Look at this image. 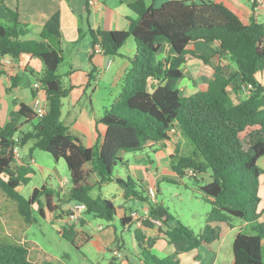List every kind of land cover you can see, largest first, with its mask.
<instances>
[{"label":"trees","instance_id":"16d2710c","mask_svg":"<svg viewBox=\"0 0 264 264\" xmlns=\"http://www.w3.org/2000/svg\"><path fill=\"white\" fill-rule=\"evenodd\" d=\"M130 8L136 17L130 19L128 30L112 31L110 53H119L130 37L136 44L135 51L127 55L130 67L124 75L120 97L96 118L97 124L106 127V133L93 146L79 143L61 120L63 98L71 86L65 85L58 72L64 61L60 13L48 18L39 38L31 40L23 38L27 25L16 13L10 25L0 19V54L13 59L35 56L45 64L39 78L45 86L48 106L46 114L38 118L31 106L20 103L5 123L0 108L1 190L17 203L19 213L29 223L35 219V209L44 217L50 213L61 218L68 212L57 204L56 190L46 183L35 187L29 196L20 190L31 180L33 170L29 163L17 158L15 147L34 140L33 148L50 152L57 161L65 160L72 182L67 200L84 203L86 213L94 218L113 221L117 206L103 195L104 184L117 183L125 199L148 202L150 197L149 188L142 182L115 174L119 164L125 166L121 151L153 147L170 139V128L175 126L195 150L174 156L172 169L180 177L193 169L196 179L209 173L210 181L202 184L201 190L211 210L204 228L195 232L162 203L151 204L152 217L160 221L161 231L175 250L167 256L154 253L145 233L137 229L134 238L139 258L144 264H181L183 253L221 237L217 223L233 227L237 218L246 222L251 232L236 235L233 264H264V222L259 221L262 171L256 155L264 149V85L256 77L264 70V23L256 16H247L228 0H167L159 6L137 0ZM93 36L95 46L98 41L94 33ZM198 42L216 44V54L226 58L232 70L214 65L208 87L185 96L179 82L185 77L183 66L188 59L197 57L210 62L207 54L190 48ZM165 43L173 54L159 59ZM101 45L107 49L105 43ZM244 83L254 87L249 95L235 101L233 91H241ZM24 125H30L29 129L21 130ZM248 132L250 143L246 146L243 134ZM15 163L18 166L12 172ZM131 220L128 214L120 218L124 227ZM59 233L77 246L83 241L77 223L61 225ZM119 241L116 236L121 247ZM0 264L33 263L26 245L0 241Z\"/></svg>","mask_w":264,"mask_h":264},{"label":"crops","instance_id":"0c3cea01","mask_svg":"<svg viewBox=\"0 0 264 264\" xmlns=\"http://www.w3.org/2000/svg\"><path fill=\"white\" fill-rule=\"evenodd\" d=\"M135 1L137 0H0V19L5 24L10 25L14 22V14L16 13L18 19L27 25V32L23 38L28 40L38 39L47 19L57 12L60 13L62 30L60 47L64 55V61L61 66L63 64L66 66L60 74L62 75L65 85L71 86L70 93L63 98L61 120L68 127L70 134L73 135L79 143L86 146L95 145L97 140H102L106 133V127L96 123V118L99 116L95 108V97L99 83L106 80L110 87L117 86L121 81H124V75L130 67L127 55L129 53L132 54L135 51V47L129 53L124 51L117 53L116 55L121 56V59L115 61V55L110 53L112 51L111 33L115 30L129 29L130 19L136 17L135 12L130 8V4ZM145 1L149 5L153 4L159 6L167 0ZM157 1L160 2V4H157ZM228 1L247 16H256L264 23V19H261L264 17V8L254 9L250 0ZM91 31H93L98 41L97 44L101 45V43H105L107 45L106 50L102 48V45L101 51H96L94 49L92 45L94 36ZM192 45H194V50L196 51L197 49H195V46L199 45L210 48L211 51L214 50L212 48L216 47V44L208 45L202 42ZM172 54L173 51L171 47L165 43L158 57L161 59L160 56L162 55L164 58ZM208 54L210 55V53H207V55ZM114 64H116V67L113 70ZM185 65L183 66L184 73ZM44 72L45 64L43 61L38 57L30 55H23L19 59H14L13 65L9 68H0V108L3 123L10 119V113L12 111L18 110L20 103H25L32 107L33 99L37 94L32 88L33 84L40 80L39 77ZM29 74L36 77V80H31ZM260 74L263 75L264 70L259 72L256 76L257 79L262 82V78L259 77ZM184 79L185 77L180 80L181 84H179V87L184 84ZM39 93L46 99L45 91H40ZM241 95L244 94L242 91H239L237 97H241ZM234 96L236 97V94H233V98ZM29 127L30 125H24L21 130H28ZM18 135L19 134H17L16 137ZM30 143L34 145V140H29L24 145L17 144L16 148L19 151V155L25 158V163L34 164L36 159L33 154L31 155V153H29L30 149L27 150V146ZM32 145L28 147L30 148ZM184 145L186 149L182 148ZM147 149L154 150L159 160V162H155L148 157L147 160L150 161V164L145 167L147 170L149 169L148 171L152 174V178L156 185L147 184L146 188H154L156 190V201H152L150 197L148 202L140 201L138 204L140 211H138L137 217L142 221V225H138L137 221L132 218L131 222L125 226V229L135 226V229L142 230L145 233L150 249L160 256H167L172 254L175 248L165 238V235L161 231L162 226L154 222L155 218L147 215L146 211L151 207V204L162 203L158 199L161 180H183V177H180L173 171L172 160L177 153L182 155L191 152L192 147L182 133L177 131L170 139L161 140L157 145ZM126 154L125 151H121L120 153L124 159L127 173H131V163L126 159ZM26 157H30L31 160H27ZM163 164L168 165L167 171L163 168ZM142 167L143 166L136 167L137 171L133 173L137 176L138 181L144 184L142 176L138 173V171L141 172ZM132 168L134 167L132 166ZM60 184H62L60 190L63 191L66 187H63V182ZM67 207L64 206L65 209H67ZM93 218L94 217L87 214L82 226H78L83 240L86 239L88 241L92 237L90 230L92 228ZM259 220L264 222V211L261 213ZM78 224L79 223H77V225ZM216 225L220 227L221 237L211 244L183 253L181 255V264L234 263L233 241L240 231H244V229L248 227V224L239 220L234 222L233 227L225 223H217ZM232 232L234 235L231 242L226 243L225 241ZM83 233L87 238L83 237ZM93 233L94 235L99 233L102 241L110 242L111 244L116 242L117 228L114 225H108ZM229 244L231 245V250H229ZM225 245L227 246V250L224 249ZM134 249V254L137 255L139 249L137 248L136 240ZM203 254H205V256H203ZM185 256H187L186 259H183ZM189 256H191V259H189ZM125 258H128V256L122 254V257L119 259V264H124ZM137 262L138 264H144L139 257H137ZM127 264H130V262Z\"/></svg>","mask_w":264,"mask_h":264},{"label":"rangeland","instance_id":"374dc122","mask_svg":"<svg viewBox=\"0 0 264 264\" xmlns=\"http://www.w3.org/2000/svg\"><path fill=\"white\" fill-rule=\"evenodd\" d=\"M157 4H160V2L157 1ZM261 19H264V17ZM134 47H136V44L134 39L130 37L121 51L129 53ZM190 47L194 49V45H191ZM215 48L216 47L212 48L214 50L211 51L210 48L207 47L200 45L195 46V49H197L199 53H210V55L208 54L210 62L206 63L197 57L189 58L188 63L184 67L186 73L184 84L179 87L182 95H190L196 91L207 88L209 80L213 77V65L222 64L224 67L232 70L229 61L226 58L217 55ZM133 53H129V55H133ZM160 57L161 59H165L168 56L163 58L162 55ZM114 58L115 61H117L118 59H121V56L115 55ZM65 67L66 66L63 64L58 72H63ZM115 67L116 64H114L113 70ZM29 76L31 80H36V77L32 76V74H29ZM259 77L262 78V82L264 83V74H260ZM237 83L238 79L232 83L231 89L237 85ZM124 84V81H121L117 86L110 87L106 80L99 83L95 97V108L98 112V116L104 114L105 106L109 109L112 108L114 101L120 97ZM179 84H181V81ZM233 94H236V97L234 96L236 101H239L246 96L244 94L241 95V97H237V92L235 91H233ZM250 133L251 132L243 134V141L246 146H249L250 143ZM19 135L16 137V141L19 140ZM187 141L192 149L195 150L193 144L189 140ZM30 145L32 144H28V146ZM28 146V149H26H30L29 153H31V155L33 154L36 162L30 164L33 174H31V180L29 183L20 187L22 194L29 196L35 187H41L46 183L48 187L56 190L57 204L61 205L64 210H68V212L64 213L61 218H56L55 215L50 213H47V217H44L37 209H35L33 212L35 219L30 223L26 222L18 211L17 203L8 198L0 188V241L26 245L29 250V258L33 264H119L120 258L115 256V250H119L124 256H128V258H125L124 264H127L128 262H130V264H138L137 257H140V254H134L135 238L133 236L137 229H135V226L125 229L120 218L124 214H131L135 211L138 213V211H140L138 206L140 201L135 199H125L123 189L115 182L105 184L103 187V193L117 206L116 217L113 221L93 218V224L90 230L92 237L88 241L82 239L83 241L81 244L77 246L59 233L61 225L76 223L73 218H71V210L74 207V203L67 200L69 189L72 187L70 171L67 164L63 158L57 161L50 152L39 148H33L34 145L30 148ZM182 148L186 149V146L184 145ZM17 153H19V151ZM126 153V159L131 163V173H127L125 166L123 167L122 164H119L115 169V174L118 173L124 178L130 176L134 181L139 182L137 176L133 172L137 171L136 167L143 166L141 172L138 171L139 175H141L144 180L143 185L145 187L147 184L156 186L152 174L148 171L149 169L147 170L145 168L150 164V161L147 160L148 157L155 162H159L154 150L145 149L142 151H127ZM176 155L178 156L179 154L177 153ZM17 158L26 162L25 158L19 154H17ZM26 158L27 160H31L30 157ZM163 165V168L167 171L168 165ZM17 166L18 163H15L11 171L14 172ZM132 166L135 169L132 168ZM258 166L262 171L259 177V196L261 197L260 211L262 213L264 211V153L258 157ZM195 177L196 175L188 174L183 177V180H161L158 199L184 224L192 228L195 232H199L204 228L207 216L211 210V203L206 197H204V194L201 191V185L208 182L210 176L209 173H204L199 175L197 179ZM66 179L68 180L67 183L64 184L66 188L62 191L60 190V187L62 186L60 183ZM97 192L96 189L92 193L96 195ZM64 206H68L67 209H65ZM148 210V215L152 216L151 208ZM84 221L85 219L81 221L78 226L81 227ZM157 221V219L154 220V222L161 225L160 221ZM235 221H239V219L235 218ZM99 225H102V227L114 225L117 228L116 236H119V243L122 242L120 243L122 246L120 245L121 247H119L117 242L111 244L110 242L102 241L99 233L94 235L93 232L98 230ZM244 232H251V230L247 227L244 229ZM233 235L234 233L232 232L225 242L230 243ZM80 236L82 237L81 234ZM83 237L87 238L84 233ZM224 249L227 250L226 245L224 246ZM229 250H231L230 244ZM203 256H205V254H203ZM186 257L187 256L183 259H186ZM190 257L191 256H189V259H191Z\"/></svg>","mask_w":264,"mask_h":264},{"label":"built area","instance_id":"2783aa9c","mask_svg":"<svg viewBox=\"0 0 264 264\" xmlns=\"http://www.w3.org/2000/svg\"><path fill=\"white\" fill-rule=\"evenodd\" d=\"M250 2L252 3L254 9L264 8V0H250ZM94 49L96 51L102 50L101 45L97 44V43L95 44ZM13 63H14V59L11 56L0 54V68L1 69L9 68L13 65ZM253 87L254 86L251 83H244L241 85V91L243 94H245L247 96L251 93ZM32 88L37 93L33 99L32 108L35 111L37 117L41 118L46 114L47 109H48L46 99H44L42 97V95H40V93H39L40 91L41 92L45 91L44 90L45 86L40 80H38L33 84ZM177 131H178V129L175 126H172L170 128L171 134H175ZM17 152H18L17 148H15L16 155L19 154ZM186 174L187 175L188 174L196 175L195 171L193 169H187ZM67 181H68L67 179L65 181H63V187H65L64 184L67 183ZM149 196H150L152 201H156V190L154 188H149ZM86 209H87V207L84 203H74V207L71 210V218H73V220L76 223H80L87 216ZM146 214L147 215L149 214L148 210L146 211ZM137 215H138V213L136 211L131 213V217L137 221L138 225L141 226L142 221L138 219ZM102 228H103L102 225L98 226V229H102ZM114 254L118 258L122 257V253L119 250H115Z\"/></svg>","mask_w":264,"mask_h":264},{"label":"water","instance_id":"95a60500","mask_svg":"<svg viewBox=\"0 0 264 264\" xmlns=\"http://www.w3.org/2000/svg\"><path fill=\"white\" fill-rule=\"evenodd\" d=\"M264 153V149H261L256 155L257 157H259L260 155H262Z\"/></svg>","mask_w":264,"mask_h":264}]
</instances>
